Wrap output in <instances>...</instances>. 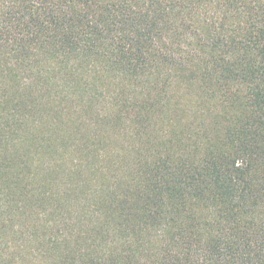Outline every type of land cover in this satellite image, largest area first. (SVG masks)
Instances as JSON below:
<instances>
[{
  "label": "trees",
  "instance_id": "1",
  "mask_svg": "<svg viewBox=\"0 0 264 264\" xmlns=\"http://www.w3.org/2000/svg\"><path fill=\"white\" fill-rule=\"evenodd\" d=\"M0 264H264V0H0Z\"/></svg>",
  "mask_w": 264,
  "mask_h": 264
}]
</instances>
